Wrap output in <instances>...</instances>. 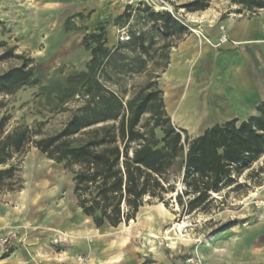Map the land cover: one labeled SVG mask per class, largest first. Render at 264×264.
<instances>
[{"label": "trees", "instance_id": "trees-1", "mask_svg": "<svg viewBox=\"0 0 264 264\" xmlns=\"http://www.w3.org/2000/svg\"><path fill=\"white\" fill-rule=\"evenodd\" d=\"M234 1L248 10L264 11V0ZM178 7L194 13L204 10L207 0ZM132 9L125 8L115 23H128ZM144 12L151 24L148 32L132 33L128 42L115 48L106 46L104 25L83 36L89 59L83 71L65 79L56 107L70 116L55 133L44 134L43 123L8 130L10 117L0 116V193L21 191L20 170L13 161L21 160L30 148L71 172L76 206L96 229L127 225L145 204H175L184 215L208 213L213 195L238 187L236 178L259 160L261 165L248 176L257 174L254 186L263 184L264 102L256 107V116L216 124L197 137L173 126L157 81L171 48L188 29L169 12ZM72 19L64 23L66 33L77 30L69 26ZM154 35L162 40L157 48ZM122 49H129L133 57ZM13 52L8 48L0 55V62L19 61L0 73L1 97L38 83L32 60ZM133 74L148 77L127 99L125 89L117 93L106 86ZM70 102L75 106L66 109Z\"/></svg>", "mask_w": 264, "mask_h": 264}, {"label": "rangeland", "instance_id": "rangeland-1", "mask_svg": "<svg viewBox=\"0 0 264 264\" xmlns=\"http://www.w3.org/2000/svg\"><path fill=\"white\" fill-rule=\"evenodd\" d=\"M57 1H61L62 10L43 9L42 14H39L35 0H0V43L5 44L0 48V55L5 49L13 48V54L31 59L38 80L36 85L23 87L11 96H0L3 102L0 116L4 114L10 117L8 130L19 125L30 127L35 123H43L42 132L52 134L64 125L70 114L56 107L57 98L64 88L65 79L83 71L89 59V52L82 46L85 34L100 24L104 25L106 46L115 48L120 43L128 42L132 33L148 32L151 24L145 19L144 8L155 13L169 12L184 25L190 13L178 6L191 0H134L135 6L138 2L140 4L131 10V17L126 24L114 21L125 10L117 0H92L95 7L90 8L82 7L86 0ZM99 4H102L101 7ZM206 11L218 13L221 18L258 12L248 10L234 0H207V7L197 12ZM92 13L97 14L96 18L100 16L94 29L87 25ZM69 18H73L69 26L74 25L77 30L66 33L64 23ZM153 38L157 48L162 40L155 35ZM121 51L133 57L129 49ZM18 64L19 61L15 59L1 61L0 73ZM155 71L158 72L156 67ZM147 77L133 74L119 84L112 80L106 86L117 93L125 89L127 99L132 91L145 83ZM185 101L183 97L181 102ZM74 106L70 102L65 108ZM147 118L148 115H144L142 122ZM155 133L158 138L161 136L158 130ZM13 162L17 163L20 170L22 189L19 192L0 193V205L11 206L22 217L21 226L32 231L30 237H37L35 232L38 231L52 233L47 245L42 244V238H31L34 242L29 243V249L37 251L33 252L36 258L38 250H48L65 260L73 243L67 232L60 228L96 229L90 220L79 223L81 218L74 217L78 211L71 195V172L64 170L60 164L49 163L34 148H30L21 160ZM260 165L261 160L237 177L238 187L213 195L214 202L208 213L184 215L175 204H170L168 208L162 204H145L127 225L96 230L106 235L114 234V241L124 242L125 249L134 252L144 264L162 260H169L171 264H253V260L264 256V182L259 187L254 186L258 180L257 174L252 177L248 175ZM261 176L263 174L259 178ZM223 227L228 229L219 232ZM167 234L175 239L177 244L174 248L165 240ZM89 240L92 242V238ZM22 245L15 233L0 237L3 256L22 248ZM251 246L254 252L247 250ZM74 259L84 263L86 256L79 254Z\"/></svg>", "mask_w": 264, "mask_h": 264}, {"label": "crops", "instance_id": "crops-1", "mask_svg": "<svg viewBox=\"0 0 264 264\" xmlns=\"http://www.w3.org/2000/svg\"><path fill=\"white\" fill-rule=\"evenodd\" d=\"M35 1L39 14H42L43 9L63 8L61 1ZM94 5L92 0H86L82 7ZM94 14L87 22L88 27L93 29L100 19ZM184 26L188 33L171 48L167 67L157 81L164 109L172 125L197 137L216 124L234 119L244 121L256 116V107L264 102V11L223 18L218 13L195 12L188 15ZM221 35L225 36L226 41L219 44ZM165 93L170 94L169 104L165 101ZM183 97L186 98L184 103L181 102ZM48 162L53 163L50 160ZM71 195L76 203L75 197ZM76 209L78 214L74 217L81 218L79 223L82 220L87 222L89 219ZM22 221V217L11 206L0 205V237L15 233L23 243L22 248H25L14 249L5 256L0 249L1 264H144L134 252L125 249L124 242L114 241V234L106 235L84 227L60 228L67 232L73 243L65 260L48 250H38L36 258L33 253L36 250L29 249V243L42 238V244L47 245L52 233L38 231L35 232L37 237H30L32 231L22 227ZM247 250L254 252L252 246ZM79 254L86 256L84 263L74 259ZM252 263L264 264V256ZM151 264L171 263L162 260Z\"/></svg>", "mask_w": 264, "mask_h": 264}, {"label": "built area", "instance_id": "built-area-1", "mask_svg": "<svg viewBox=\"0 0 264 264\" xmlns=\"http://www.w3.org/2000/svg\"><path fill=\"white\" fill-rule=\"evenodd\" d=\"M121 5H123L125 8H133L134 9V7H138L139 6V2H138V4H137V6H135V2H134V0H117ZM219 44L220 43H223V42H225L226 41V38H225V36L224 35H221L220 37H219Z\"/></svg>", "mask_w": 264, "mask_h": 264}, {"label": "bare ground", "instance_id": "bare-ground-1", "mask_svg": "<svg viewBox=\"0 0 264 264\" xmlns=\"http://www.w3.org/2000/svg\"><path fill=\"white\" fill-rule=\"evenodd\" d=\"M194 32H195V31H194ZM165 101H166L167 104H169V103L171 102V100H170V94L165 93ZM165 214H166V213H165ZM175 226H176L177 228L180 227V225H175ZM178 226H179V227H178ZM62 239H63V238H62ZM165 240H167V241L169 242V245H170V247H172V248H174L175 245L177 244L176 241H175V239L172 238V237H170L168 234L166 235Z\"/></svg>", "mask_w": 264, "mask_h": 264}]
</instances>
